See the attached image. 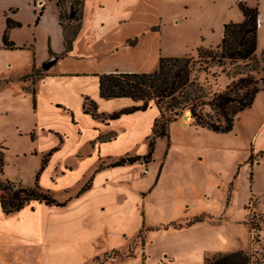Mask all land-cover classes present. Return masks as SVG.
Masks as SVG:
<instances>
[{
    "label": "rangeland",
    "instance_id": "374dc122",
    "mask_svg": "<svg viewBox=\"0 0 264 264\" xmlns=\"http://www.w3.org/2000/svg\"><path fill=\"white\" fill-rule=\"evenodd\" d=\"M18 1L0 0V163L3 177L20 172L23 182L28 183L33 181L38 160L30 154H18L30 148V140L22 133L32 121V101L30 96H24L23 87L34 83L46 69L39 66L31 70L32 37L29 45L15 43L22 42L23 36H29L33 23L6 28L7 19L16 21L9 16V5ZM37 1L40 0H34ZM148 1L153 10L164 0ZM244 1L251 6L257 5L259 12L256 50L259 63L253 61L243 66L237 61V67L226 64L225 71L212 66L208 74L199 72V81L211 91L223 89L232 80L246 75L253 81L251 85L264 87V0ZM191 2L186 8L180 7L186 18L179 17L177 24L169 18L161 22L162 50L166 54L196 57L199 46L216 48L220 42L216 40L219 20L235 21L234 8H224L221 14L218 12L222 8L218 0ZM177 8L172 13L180 15ZM69 10V6L64 10L66 15ZM208 25H211L212 35H209ZM158 26L157 23L150 29L156 30ZM73 29L74 26L69 27L68 34ZM5 30L15 48H4L1 39ZM198 31L208 33L206 42L183 52L184 45H191L196 40ZM11 32L14 40L10 37ZM135 37L138 39L136 34L132 36ZM239 113L241 118L227 133L213 135L207 132L197 136L215 147L214 155H204L205 164L187 159L185 163L189 167L179 169L180 154L173 152L165 169L159 170L158 163L160 159L162 162L166 159V149L170 147V136L168 147L165 139H155L154 161L150 167L151 161L138 160L139 164L128 172V183L121 184L127 188L130 183L132 189L140 190L138 194L119 189L116 182L112 183L116 171L124 172L125 168L113 169L114 175L105 169L98 171L90 189L80 191L82 184L77 190L80 193L63 206L44 207L41 211L25 209L7 216L1 211L0 264H202L206 253L238 248L260 256L264 251V205L251 211L247 208L251 196L244 207L241 201L254 177L250 166L254 159L261 160L259 167L264 177V89H260L251 105ZM172 148L177 150L174 144ZM187 149L192 148H182L186 156L189 154ZM144 165L149 172L142 176ZM189 172L190 179L191 173L196 178L182 187L183 178L188 177ZM201 173L207 177L203 179L205 183ZM106 176L109 181L104 184ZM258 183L264 187V179ZM65 195L63 192L58 194L60 197ZM201 214L206 216L202 221L185 225L190 218ZM171 222L181 226L170 225Z\"/></svg>",
    "mask_w": 264,
    "mask_h": 264
},
{
    "label": "crops",
    "instance_id": "0c3cea01",
    "mask_svg": "<svg viewBox=\"0 0 264 264\" xmlns=\"http://www.w3.org/2000/svg\"><path fill=\"white\" fill-rule=\"evenodd\" d=\"M191 1L193 0H164L162 5L155 6L151 10L148 0H84L79 27L73 19L63 18L61 24L59 22L60 9L63 12L67 9L70 3L68 0H66V6L62 7L55 5L56 0L12 2L8 8L11 10L9 16L20 22L21 27L26 22L33 23L29 29V36H23L22 42L15 41L16 45H29L28 41L32 37L34 50L31 70L39 68L41 63L48 59L54 58L55 60L48 69L42 70V75L34 83L23 87V92L26 93L24 96H30L32 101L30 112L32 121L27 130L22 133L30 140V148L27 152L22 151V154H18L23 156L30 154L37 157L38 163L33 173V181L23 182L20 172L7 178L23 186H33L37 183L43 189L49 190L57 200L69 202V199L75 197L81 190H88L92 187L98 171L111 170L114 175L113 169L125 168L124 172L116 171L115 177L111 179L112 183L116 182V187L119 189H127L138 194L140 190L137 192L132 189L130 183L127 188L121 185L123 182L128 183V172L134 165L139 164L138 161L121 165H112V162L120 157L142 156L147 152L148 142L153 133V123L159 115L158 108L151 103L144 110L112 115L135 105L136 102L128 96L101 97L98 75L113 71L150 72L154 70L158 65L159 56L172 55L162 50L163 27L160 28L161 22L169 18L173 24H177L179 17L186 18L180 7L186 8ZM239 1L244 0H218L222 3V8L218 12L221 14L224 8L232 7L234 8V20L241 21L244 16L238 7ZM42 5H44V10L38 22L34 24L35 11ZM176 6L177 11L181 12L180 15L172 13L176 10ZM221 19L218 24L216 39L218 41L222 37L225 23L221 22ZM258 19L259 13L257 17L259 24ZM157 23L158 28L152 31L150 27ZM71 26H74V29L77 28V31L71 47L66 50L64 34ZM208 30L209 35H212L211 25H208ZM12 32L11 39L14 38ZM134 34L138 36V39L135 44L129 45L127 39H133ZM205 36L208 37V33L198 31L196 40L191 45H184L183 52L191 46L195 48L206 42L204 41ZM59 54L62 56L55 57ZM172 56H176V53ZM85 100L92 102L96 115L84 110ZM239 118H241V113L235 121ZM182 121L183 119L178 117L169 122L167 133L170 136V147L167 146L166 159L163 162L160 159L157 169H165L173 152L182 155L181 158L179 155V169L185 170L189 167L185 163L187 159H190L192 163L200 161L201 164H205L203 163L206 159L204 155H214L215 147L198 137L208 134L207 132L213 135L227 133L213 132L197 126L191 117L185 122ZM258 128L259 126L252 133L251 139ZM18 132L21 134L20 130ZM162 138L167 141L166 137L156 139ZM172 144L177 150L173 151ZM188 147L192 149H187L189 154L186 156L182 148ZM153 161L154 150L149 167ZM245 161L246 159L243 163ZM260 162L261 160L255 159L251 162V172L254 177L241 201L243 207L249 196L257 198L256 208L264 205V187L258 183V180L264 179L259 167ZM196 168L199 169V167ZM195 178L196 175L191 173L190 179L189 172L188 177L183 178L181 186L188 185ZM201 178L203 182V179L207 177L201 173ZM209 179L213 182V177ZM108 181L109 177L106 176L104 184ZM82 184L84 186L77 193ZM61 192L66 195L58 196ZM44 207L52 206L31 201L13 213H1V208L0 213L7 216L18 214L25 209L32 211L35 208L41 211ZM206 250L208 251V249L204 251Z\"/></svg>",
    "mask_w": 264,
    "mask_h": 264
},
{
    "label": "trees",
    "instance_id": "16d2710c",
    "mask_svg": "<svg viewBox=\"0 0 264 264\" xmlns=\"http://www.w3.org/2000/svg\"><path fill=\"white\" fill-rule=\"evenodd\" d=\"M66 0H56L59 7ZM69 9L75 11L73 20L77 27L81 21V11L84 0H68ZM238 7L242 11L241 21H229L223 24L222 37L216 48L197 47L196 57L185 56H159L158 65L150 72H122L113 71L98 75L99 94L104 98L128 96L135 105L125 108L112 115L122 112L144 110L151 103L159 111L152 128V136L148 142V150L144 155H129L120 157L112 165L133 163L138 160L143 162L152 161V154L157 137H166L167 146L169 136L167 133L169 122L177 119L182 111L188 109L195 125L206 128L213 132H228L232 129L237 114L249 107L260 89L251 85L253 82L249 75L239 76L226 84L223 89L211 91L204 83L199 81V72L209 73L212 66L221 67L225 71L226 64L237 67V61L243 66L250 62H258L256 55L257 47V5L250 6L245 1H239ZM44 10V5L37 11L34 23L39 20ZM68 18L65 11L59 12V22ZM71 20V19H70ZM20 26L18 21L7 19L6 28ZM77 28L71 33L64 34L65 48L71 47L72 40ZM4 48H15L14 43L7 39L6 30L2 35ZM137 38L127 39L129 45L136 43ZM62 54L55 55L61 57ZM264 85V81H263ZM84 110L96 115L92 108V102L84 101ZM0 163V176H1ZM86 187V186H85ZM84 187V188H85ZM31 201H38L47 206H63L66 200L59 201L53 194L40 187L37 183L33 186H23L7 177H0V208L4 214H10L20 210ZM205 214L196 215L186 221L185 225L202 221ZM173 226H181L180 223H169ZM264 251L260 256L243 249L231 251H216L206 253L202 264H262ZM165 264V263H159ZM179 264V263H171Z\"/></svg>",
    "mask_w": 264,
    "mask_h": 264
},
{
    "label": "built area",
    "instance_id": "2783aa9c",
    "mask_svg": "<svg viewBox=\"0 0 264 264\" xmlns=\"http://www.w3.org/2000/svg\"><path fill=\"white\" fill-rule=\"evenodd\" d=\"M142 167H143L142 174H146L147 171H148L147 166L144 165V166H142ZM257 203H258L257 198L251 196V197L249 198L248 203H247V208H248L249 210H251V211H254V210H256V204H257Z\"/></svg>",
    "mask_w": 264,
    "mask_h": 264
},
{
    "label": "water",
    "instance_id": "95a60500",
    "mask_svg": "<svg viewBox=\"0 0 264 264\" xmlns=\"http://www.w3.org/2000/svg\"><path fill=\"white\" fill-rule=\"evenodd\" d=\"M75 16V11L73 9H70L68 12V18L73 19ZM54 58L48 59L44 62L41 63V67L44 69H48L53 63H54Z\"/></svg>",
    "mask_w": 264,
    "mask_h": 264
},
{
    "label": "bare ground",
    "instance_id": "6f19581e",
    "mask_svg": "<svg viewBox=\"0 0 264 264\" xmlns=\"http://www.w3.org/2000/svg\"><path fill=\"white\" fill-rule=\"evenodd\" d=\"M190 117H191V116H190V112H189V110H188V109H185L184 112H183V114H182V119H183V121L185 122V121L189 120ZM183 121H182V122H183ZM186 123H187V122H186Z\"/></svg>",
    "mask_w": 264,
    "mask_h": 264
}]
</instances>
